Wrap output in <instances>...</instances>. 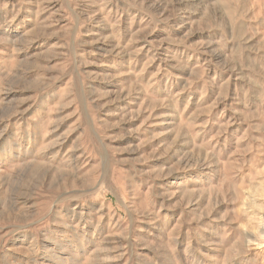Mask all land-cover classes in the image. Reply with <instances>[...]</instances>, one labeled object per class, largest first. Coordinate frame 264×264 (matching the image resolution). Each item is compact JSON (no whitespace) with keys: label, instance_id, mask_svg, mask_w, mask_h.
Here are the masks:
<instances>
[{"label":"rangeland","instance_id":"1","mask_svg":"<svg viewBox=\"0 0 264 264\" xmlns=\"http://www.w3.org/2000/svg\"><path fill=\"white\" fill-rule=\"evenodd\" d=\"M0 264H264V0H0Z\"/></svg>","mask_w":264,"mask_h":264}]
</instances>
